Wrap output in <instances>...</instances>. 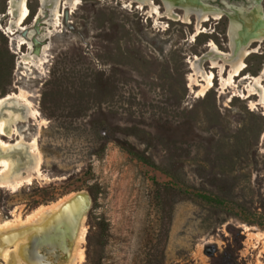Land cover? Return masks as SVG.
Wrapping results in <instances>:
<instances>
[{
    "label": "rangeland",
    "instance_id": "1",
    "mask_svg": "<svg viewBox=\"0 0 264 264\" xmlns=\"http://www.w3.org/2000/svg\"><path fill=\"white\" fill-rule=\"evenodd\" d=\"M7 1L0 99L25 92L37 111L15 125L35 141L42 175L0 187V223L11 224L0 230V264H264V106L250 107L257 96L244 97L240 77L222 89L207 61L213 86L201 95L189 79V60L210 41L230 51L228 28L194 35V23L157 19L129 0L74 9L63 0L56 18L50 0L40 15L39 0H26L16 26ZM261 45L242 74L263 68ZM18 134L0 140L12 145ZM76 193L88 203L67 253L26 258L27 236Z\"/></svg>",
    "mask_w": 264,
    "mask_h": 264
},
{
    "label": "bare ground",
    "instance_id": "2",
    "mask_svg": "<svg viewBox=\"0 0 264 264\" xmlns=\"http://www.w3.org/2000/svg\"><path fill=\"white\" fill-rule=\"evenodd\" d=\"M47 1L39 0L38 15L47 7ZM62 1L63 0L49 1V10L54 18L58 16ZM129 2H136L138 8H143L147 5L148 13L152 16L156 15L157 19L160 17H167L189 23L192 22L190 14L193 13L195 15L194 35L200 32L202 21L208 17L205 13L199 15L200 13L198 14L199 11L197 12V7L189 4H184V14L180 15L173 10L169 0H163V11H161L160 7L152 0H129ZM63 4L74 9L78 4V0H64ZM8 14L11 15L16 26H21L29 15L26 0H8ZM254 16H256V14ZM213 17L218 18L219 13H214ZM239 18H241L240 12ZM248 18L250 17L248 16ZM252 28L253 27L249 26V24L243 26L239 23H230L228 28L230 51H222L213 41H210L207 44L208 49L205 52L189 60L191 68V73L189 74L190 83L200 87L199 94L202 95V93L213 86L214 73L211 70L205 71L203 67L204 62L207 61L210 63L211 68L218 69L222 89L230 85L235 86V78L240 77L244 82L247 81L245 84L246 90L244 92L246 93L244 97L248 98L251 95L257 96L255 100L249 103L250 107H255V105L259 104H263L264 106V85L262 83L264 81V65L261 71L256 75L242 74V71L246 67L244 57L251 52L257 51L258 46L249 49V39L246 42H241L238 36L242 33H247L252 30ZM257 30L260 33L264 32V27L257 28ZM258 39L261 41L262 38L259 37ZM28 118L38 120L37 111L31 109L30 102L26 99L25 92L8 94L6 97L0 99V134L6 135L7 137L18 134L15 124L19 121H25ZM18 137L17 142L15 141L16 143L12 145H8L0 140V165L4 166L3 169L0 170V187H6L12 190H15L24 183H30L33 178L42 175L39 168L40 153L35 146V141L26 143L21 134H18ZM31 153H34V156H32ZM41 210L39 211L41 212ZM35 218L36 214H30L28 220H26L30 222ZM37 221L38 220H36V222ZM9 227H11V224L0 223V230L3 228L8 229ZM83 234L84 228L81 226L76 239L81 240ZM5 253L7 254V252ZM77 256L81 261L82 253L80 251L77 253Z\"/></svg>",
    "mask_w": 264,
    "mask_h": 264
},
{
    "label": "flooded vegetation",
    "instance_id": "3",
    "mask_svg": "<svg viewBox=\"0 0 264 264\" xmlns=\"http://www.w3.org/2000/svg\"><path fill=\"white\" fill-rule=\"evenodd\" d=\"M152 1L155 3V0ZM158 1L160 3L155 4L160 7L161 11H163V0ZM169 2L172 4L173 10L180 9L182 10L183 14L184 4H189L197 7V12L199 11L198 14L200 13L199 15H202L204 13L207 14L208 17L207 19L202 21V26L206 25L210 27L223 25L229 28L230 23H239L243 26L249 24V26L253 27L252 30L248 31L247 33L240 34L238 38L241 39V42H246L249 39V49L255 48L256 45L258 46V48L262 47L261 43L264 42V32H258L257 28L259 29L261 27H264V0H169ZM145 6L148 7L147 5ZM239 12L241 13V18H239ZM214 13H219V17H213ZM253 14H256V16H254ZM248 16L250 18H248ZM190 17H192V22L189 23H194L195 27V15L191 13ZM259 37L262 38L261 41L258 39ZM251 44H253L254 47H251Z\"/></svg>",
    "mask_w": 264,
    "mask_h": 264
},
{
    "label": "water",
    "instance_id": "4",
    "mask_svg": "<svg viewBox=\"0 0 264 264\" xmlns=\"http://www.w3.org/2000/svg\"><path fill=\"white\" fill-rule=\"evenodd\" d=\"M87 203L86 194L76 193L61 204L57 211L51 212L50 226L40 232L34 229L27 237V242L22 244L21 250L25 257L28 255L33 259L44 258L46 254H50L53 258L52 262H56L62 257L61 253L66 254L68 244L73 239Z\"/></svg>",
    "mask_w": 264,
    "mask_h": 264
},
{
    "label": "trees",
    "instance_id": "5",
    "mask_svg": "<svg viewBox=\"0 0 264 264\" xmlns=\"http://www.w3.org/2000/svg\"><path fill=\"white\" fill-rule=\"evenodd\" d=\"M139 158H140L141 160L145 161L146 163H149V164H150V162H149L145 157H143V156H139Z\"/></svg>",
    "mask_w": 264,
    "mask_h": 264
}]
</instances>
